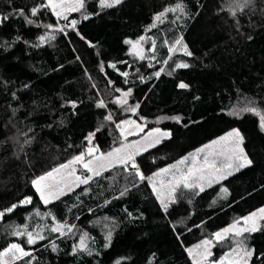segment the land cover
Here are the masks:
<instances>
[{"label":"trees","instance_id":"obj_1","mask_svg":"<svg viewBox=\"0 0 264 264\" xmlns=\"http://www.w3.org/2000/svg\"><path fill=\"white\" fill-rule=\"evenodd\" d=\"M47 1L0 0V252L30 253L13 264H193L187 249L264 208V130L246 111L264 113V0H86L67 20ZM141 37L143 59L126 43ZM181 38L190 56L169 52ZM129 90L147 131L170 133L136 158L146 178L107 171L44 204L33 180L81 155L90 134L103 153L121 144L115 125L132 111L115 101ZM233 129L252 163L203 191L181 187L165 210L147 178ZM25 225L44 239L13 234ZM238 246L264 264V220L215 242L209 264Z\"/></svg>","mask_w":264,"mask_h":264},{"label":"snow or ice","instance_id":"obj_2","mask_svg":"<svg viewBox=\"0 0 264 264\" xmlns=\"http://www.w3.org/2000/svg\"><path fill=\"white\" fill-rule=\"evenodd\" d=\"M101 6L102 7H113L116 4L121 3V0H100ZM41 7H49L51 8V10L53 11V13L57 16V17H62L63 19L67 20V15H65L66 12H72V11H79L81 8L84 7V0H74L73 3H69L67 2V0H48L47 4H42ZM177 9H179L181 12L184 11L183 9V5L178 3L176 5L175 8H169L166 9L164 13H161L160 15L156 16V20H160L161 17L163 15H165L166 12L169 11H176ZM39 11V9L37 8H33L31 10L32 15H36L37 12ZM235 13H233L234 15ZM88 17L85 16V19H87ZM4 19H7V17H4ZM29 23H31L32 21L29 20ZM72 26L75 27L76 21H72L71 22ZM155 25H153L154 27ZM48 27H51V25H49ZM62 30V29H61ZM44 37H41V40H43ZM144 37H141V40H143ZM126 43L132 44V48L133 50L136 52L137 55H139L140 59H143L144 56L142 54V52L137 51L138 46H139V41L133 43L132 41H126ZM182 43V38L181 39H177L174 43V45L172 47L169 48V52H175L176 49V45H181ZM155 44V42L153 41V45ZM183 53L185 55L190 56L191 52L188 51L187 46L184 45L183 46ZM171 58V57H169ZM112 67H115V65H112ZM177 68H187L189 67L188 64L186 63H178L176 64ZM122 75L127 76L128 73L124 72L122 73ZM157 77L160 75L159 72H157L155 74ZM180 88H186L187 85L184 83H180L179 84ZM117 91H120V89H117ZM131 95V90L127 91V92H123L122 93V97L118 100H116L115 102L121 105H126L128 103L127 97ZM99 107H104V103L103 101H100V103L98 104ZM73 107H75V104L73 103ZM138 107V105H137ZM131 111L135 112L136 109L135 108H131ZM246 111H250L253 114L257 115L259 117L260 120V127L262 129H264V113H262L261 111H259L256 108H248L246 109ZM105 119L107 120H111L112 117L111 115L105 117ZM172 119H176L179 120V117H173ZM125 123H132L134 124L135 122H125ZM117 127H120V125H117ZM136 128L139 130H143L141 128L140 125H136ZM155 133H158L159 135L155 138V139H149L150 137H153V133L150 132L148 133V136L144 137V139L146 141H148V143L144 146V150L146 151L148 147L153 146L155 143H159V137H163V136H168L170 135L169 133L166 132H160L159 129L155 130ZM132 132H125L124 129H121V135L124 136L125 139H127V135H131ZM94 135L90 134L89 136V141L91 140V136ZM232 137H236V142H235V146L231 147V148H225L222 149L221 152L219 153L220 155H223L225 153V151L231 152L233 155L227 157L229 160H231L233 157H235L236 160L241 161V163L239 164V167H245L249 164H251L252 162L247 158V156L244 154V150L243 148L240 146L242 144L243 138L240 136V133L238 131H232L229 132L226 136L221 137L220 140L218 141H214V144H220L221 141H227ZM139 142H132L129 144H125L122 145L120 148H117L114 150V152L112 153H108V158H109V162H118L121 165H131V167L133 169L136 170V175L139 176V178L141 180H144L146 177L140 172L138 165L136 164V160L135 157L136 155L139 154L140 149L137 147ZM94 149L89 148L88 149V155H92ZM200 152H203L204 149H200ZM212 153H208V155H205L203 158V162H199L197 157H193L192 158V162L191 165L187 167L186 171L181 170L178 165H172L171 168H165L160 170V172L155 173L154 175L156 177H160L162 174H167L169 172H171L172 169H175V173H173V178L171 181H169L168 184V196L169 199L172 198L173 193L175 192V190L180 187L181 185L184 188H196L199 187L200 191H203V187L199 184V181H203L205 180L208 176L213 175V173H220L221 169L218 168L215 164L214 161H210L209 160V156H211ZM98 159H103L98 158ZM187 161V158H185L184 160H181L178 162L179 165H184ZM77 163H81L83 164L84 169H86L88 172H93L95 175H100V171L98 169H94L92 167V160H89L87 162H84V155L81 154L79 156L74 157L73 160L69 161L68 164H62L60 165L59 168L54 169L52 172L47 173L44 176L39 177L36 180H33V185L35 186V189L37 191V193H39L40 199L44 202V204H48L52 199H58L60 195L64 194V189L68 188L69 190L71 189V185L64 183L63 180H57L56 179V174H59L61 169H67L69 168L71 165L77 164ZM104 165H100V167H103ZM225 167L227 168H232L233 165L231 163L227 164ZM238 170V169H237ZM75 173V169L73 168L71 172L68 173V175H73ZM178 173V174H177ZM231 172H228L227 175H231ZM226 178V176H224L223 174L220 175L219 177H217V182L219 181V179H223ZM92 179L91 176H87L83 179H81L79 176L76 177V181H78L80 184H87L89 182V180ZM147 179H149L150 181H152L151 177H148ZM54 181V183H47L48 181ZM211 181H209L210 183ZM63 183V187H60L59 185H61ZM153 183V191L156 192L157 194V198L160 200L161 204L163 205V207L165 208V210L168 207V204L165 202L164 196L161 192L160 188H157L155 185V181H152ZM164 187L163 182H161V188ZM222 191L227 192V189H222ZM21 203H31V198H27L26 200L22 201ZM16 205H12L10 208L6 209V212H11L13 211V209H15ZM40 213L37 212V215H39ZM5 215V212L0 211V218H2ZM257 215H259L262 219H264V208H261L259 210V213H252L249 217H245L244 219V223L247 224L250 220H253L254 217H256ZM54 219V217H53ZM239 224V221L233 223L231 226L224 228L222 231L216 232L214 234L215 240L217 242L223 241L227 238L229 233H234L236 236H240L242 233L244 232H251V231H256L257 227L255 225V223H253V226L251 228L249 227H237V225ZM62 227H64V225L61 224H57L55 227H53L51 229V231L53 232H61ZM70 230V229H69ZM14 235L20 236V235H27V243L28 244H34L36 242V239H44V236L40 235L39 233H37V235L34 237L32 232L27 231V226H24V231H15L13 233ZM83 243V242H82ZM240 243V242H238ZM211 247H212V240L209 239H205L203 241H201L199 244L195 245V248H189L187 249L188 253L190 256L193 257V264H206V262L208 261V258L212 255L211 252ZM53 250H55V245H53ZM233 253H237V249H232ZM239 252H242L243 255L237 256L236 260H229L228 264H239L240 260H244V264H247V260L245 259L250 258L253 253L251 251L245 250L243 248L239 249ZM9 253H12L13 259L19 258L17 257V253H19V256H27L30 255V253L25 252L24 249L16 243L11 244L8 248L4 249L3 252H0V257L3 256H7ZM217 264H225V260L221 259L219 262H217Z\"/></svg>","mask_w":264,"mask_h":264},{"label":"rangeland","instance_id":"obj_3","mask_svg":"<svg viewBox=\"0 0 264 264\" xmlns=\"http://www.w3.org/2000/svg\"><path fill=\"white\" fill-rule=\"evenodd\" d=\"M122 1L123 0H121V2ZM67 2L73 3L74 0H67ZM85 2H86V0H84V3ZM47 3H48V1H47ZM100 5H101V3H100ZM116 5H118V4H116ZM83 8H81L79 11L66 12L65 15H67V17L69 18L70 15L73 14V13H78V12L81 13L83 11ZM102 8H109V7H102ZM50 10H51V8H50ZM57 19H59V20H65L62 17H57ZM148 44H149V40L147 38L143 39L141 41V43H139V46H138L137 51L142 52L143 56H146V50H147V45ZM176 49H177L176 50L177 52L183 53V44L181 43V45H176ZM132 52L134 54H136V52L133 50V48H132ZM136 58H140L139 55L136 54ZM121 97L122 96H120L116 100L120 99ZM127 100H128V103L126 105H121V104H118L117 103L118 106H120L123 109H126V113L130 109V106H129L130 105L129 104L130 98H129V96L127 97ZM126 121L127 122H133L134 121L135 123L134 124H132V123H125ZM137 124L141 126V128L143 129L142 131L136 128V125ZM117 125H120V127H117ZM117 125H115V128H116V132L118 133V136H119V139H120V142H121V144L117 148H120L122 145L129 144V143H132V142H139L138 145H137V147L140 149V151H139V154L136 155L135 160H136V158L139 155H141V154L145 153L146 151L154 148L155 146L159 145L163 140H165L166 138L169 137V135L168 136L159 137V143H155L153 146L148 147L147 150L145 151L144 150V146L148 143V141H146L144 139V137L148 136V133L152 132L154 135H153V137H150L149 139H155L159 135L158 133H155V130L156 129H159V128H155V129H151V130H148L147 131V128H148L147 125L145 123L139 121L136 118V111L135 112L132 111V114H131L130 117L124 119L121 123H118ZM121 129H124L126 133L127 132H132V134L131 135H127V139H125L124 136L121 135ZM159 130H160V132L169 133V132L163 131L161 129H159ZM234 130L235 131H238L240 133V136L243 138L241 132L238 129H233L230 132H232ZM227 134L223 135L222 137L226 136ZM220 138L221 137H219V138H217V139H215V140L207 143L206 145L202 146L201 148H199L195 152H193L190 155H188L187 157H185V158H187V161H186V163L184 165H179L178 164L179 161L176 162V163H174V164H172V165H178V167L181 170L186 171L187 170V167L191 165L192 158L194 156L197 157L198 160H199V162L202 163L204 156L205 155H208V153L211 152L212 155L209 156V160L210 161H214L215 164H216V166L221 169V172L220 173H213V175L208 176L205 180L199 181V184L203 187L204 190L210 188L211 186H213V185H215V184H217V183H219L221 181H223L225 178L219 179V181L217 182V177H219L220 175L223 174L227 178V177H229V176L237 173L241 169H244V168H246V167H248L250 165L249 164V165H247L245 167L240 168L239 167V164L241 163V161L236 160L235 157H233L231 160H229L227 158V157L233 155L231 152L225 151V153L223 155H220L219 153L221 152L222 149L234 147L235 146L236 139H237L236 137H232V138H230L227 141H221L220 144H214L213 143L214 141L220 140ZM243 144H244V138H243L242 144L240 145L243 148V150H244ZM89 148L94 149L92 155H88V149ZM200 149H204V151L203 152H200L199 151ZM114 150H112L110 152H107V153L100 152L98 150V148L96 146H94L92 144V141L90 140L88 142V145L86 147V150L82 153L84 155V162H87L89 160H92L93 161L92 167L94 169H98L100 171V175L104 174L107 171H111V170L112 171L114 170L115 172H118V173H120L122 171L123 172L124 171L125 172H130V170H131V165L130 164L127 165V166H125V165L119 164L118 162H114V161L111 162V163L109 162L108 153H112V152H114ZM244 154L246 155L245 150H244ZM101 157L103 159H98V158H101ZM247 158H248V156H247ZM73 159H74V157L72 159H70L69 161H71ZM184 159H182V160H184ZM69 161H67L64 164H68ZM229 163H231L233 165L232 168L225 167ZM100 165H104V166L103 167H100ZM172 165H170V166H168L166 168H171ZM59 167H60V165L57 166V167H55V169L56 168H59ZM73 168L75 169V173L73 175H68V173L71 172ZM52 171H50V172H52ZM175 171H176L175 169H172L171 172H169L167 174H162L160 177H156V176H153L152 177V181H155L156 187L161 189V192H162V194L164 196V199H165V202L167 204L175 201L177 191L179 190V188H181V187L183 188L182 185L180 187H178L175 190V192L173 193L172 198L169 199V196H168V192H169L168 184H169V181L172 180V178H173V175L172 174L175 173ZM158 172H160V171H158ZM228 172H231L232 174L231 175H227ZM46 174H44V175H46ZM44 175H42V176H44ZM100 175H95L93 172H88L86 169H84L83 164H81V163H77V164L71 165L67 169H61L60 173L59 174H56V179L57 180H61L62 179L64 183L70 184L71 185V189L69 190L68 188H65L64 189V194L60 195L59 198L62 197V196H64L67 193L72 192L73 190H75L79 186L84 185V184H80L78 181H76V177L77 176H79L81 179H83V178H85L87 176H91L92 179L89 180V182H90L91 180L95 179L96 177H98ZM152 181L149 180V184L151 185V188L153 190V183H152ZM209 181H211V182L209 183ZM161 182H163V184H164V187L163 188H161ZM47 183H54V181H51L50 180ZM59 186L60 187H63V183L61 185H59ZM196 189H200V188L199 187H196ZM154 193H155V195L157 197L156 192H154ZM54 200H56V199H52L50 202H52ZM255 213H259V211L255 212ZM1 219L2 218H0V221H1ZM262 220H264V219H262L259 215H257L256 217H254L253 220H250L247 224L244 223V219H240V220H237V221H239V224L237 225V227H249V228H251L253 226V223H255V225H256V227L258 229L259 228V225H260V222ZM232 234H234V233H229L228 236L229 235H232ZM215 242H217V241L216 240L212 241L211 252H213V248H214V243ZM194 248H195V246L193 247V249ZM240 248L241 247H239V246L238 247H235L234 249H237V253H233L232 251H230V252H228L223 257V259L225 260V264H228V261L229 260H236L238 255H240V256L243 255L242 252H239V249ZM16 255L19 258L13 259L12 253H9L7 256L0 257V264H13L14 262H16V261H18V260H20V259H22V258L25 257V256H22V257L19 256V253H17ZM210 257L208 258V261L206 262V264H209L210 263L209 262ZM192 259H193V257H192ZM245 259L247 260V264H250V258H247L246 257ZM239 264H244V260H240L239 261Z\"/></svg>","mask_w":264,"mask_h":264},{"label":"crops","instance_id":"obj_4","mask_svg":"<svg viewBox=\"0 0 264 264\" xmlns=\"http://www.w3.org/2000/svg\"><path fill=\"white\" fill-rule=\"evenodd\" d=\"M169 134H170V133H169ZM169 137H170V135H169ZM169 137H168V138H169ZM166 139H167V138H166ZM179 189H180V188H179ZM177 193H178V191H177ZM177 193H176V196H177Z\"/></svg>","mask_w":264,"mask_h":264}]
</instances>
